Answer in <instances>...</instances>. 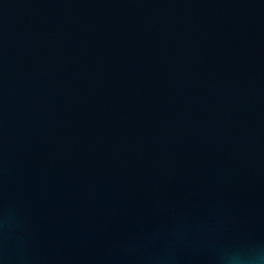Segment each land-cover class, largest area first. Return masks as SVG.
Returning a JSON list of instances; mask_svg holds the SVG:
<instances>
[{
  "label": "water",
  "instance_id": "95a60500",
  "mask_svg": "<svg viewBox=\"0 0 264 264\" xmlns=\"http://www.w3.org/2000/svg\"><path fill=\"white\" fill-rule=\"evenodd\" d=\"M264 253V0H0V264Z\"/></svg>",
  "mask_w": 264,
  "mask_h": 264
},
{
  "label": "clouds",
  "instance_id": "9594fccd",
  "mask_svg": "<svg viewBox=\"0 0 264 264\" xmlns=\"http://www.w3.org/2000/svg\"><path fill=\"white\" fill-rule=\"evenodd\" d=\"M224 264H264V253L235 251L226 254Z\"/></svg>",
  "mask_w": 264,
  "mask_h": 264
}]
</instances>
